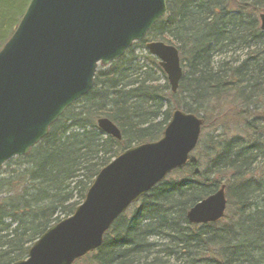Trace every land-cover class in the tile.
<instances>
[{
  "label": "trees",
  "instance_id": "16d2710c",
  "mask_svg": "<svg viewBox=\"0 0 264 264\" xmlns=\"http://www.w3.org/2000/svg\"><path fill=\"white\" fill-rule=\"evenodd\" d=\"M28 2L0 0V49ZM166 5L165 16L145 39L97 70L93 89L26 157L3 166L0 264L26 258L47 229L74 213L111 160L160 139L175 110L202 114L203 128L221 133L202 137L194 150L201 161L189 159L174 178L151 189L114 221L100 248L74 264H264V32L259 26L264 0H166ZM149 40L179 53L182 78L174 94L165 83L167 97L158 93L151 72H162L158 61L145 52L142 57L152 66H142L135 53ZM229 49L241 56L217 59ZM102 118L120 131L119 141L98 129ZM222 186L224 217L189 224V209Z\"/></svg>",
  "mask_w": 264,
  "mask_h": 264
},
{
  "label": "water",
  "instance_id": "95a60500",
  "mask_svg": "<svg viewBox=\"0 0 264 264\" xmlns=\"http://www.w3.org/2000/svg\"><path fill=\"white\" fill-rule=\"evenodd\" d=\"M166 11V0H29L0 50V171L10 159L26 157L64 112L93 89L97 69L144 40ZM259 26L264 32V14ZM145 50L176 93L182 78L178 50L158 41L147 42ZM96 124L105 136L121 139L108 119ZM202 126L201 118L173 111L160 139L113 159L74 213L47 229L26 258L12 264H74L100 248L118 217L187 164ZM225 210L222 186L192 206L186 220L216 223Z\"/></svg>",
  "mask_w": 264,
  "mask_h": 264
},
{
  "label": "rangeland",
  "instance_id": "374dc122",
  "mask_svg": "<svg viewBox=\"0 0 264 264\" xmlns=\"http://www.w3.org/2000/svg\"><path fill=\"white\" fill-rule=\"evenodd\" d=\"M154 42V40L152 41V40H149V42ZM147 43V42H146ZM145 52H146V50H145V48H144V50L143 49H137L136 50V54L139 56V63L142 65V66H145V67H149V66H152L151 64H149L145 59H143V57H142V55H144L145 54ZM147 53V52H146ZM148 54V53H147ZM238 55H240L241 56V53L240 52H235L233 49H229V50H227V51H223V53H221V54H219V57L217 56V59H219V58H222V59H234V58H236V56H238ZM100 68H98V70H99ZM153 74H154V76H155V78L157 79V83L155 84V86H157L158 87V93H159V91L161 92V90H162V92L164 93L163 95L165 96V94H167L168 92H169V89L168 90H166V91H164L167 87L165 86V83L166 84H168V82H167V80H166V77H165V75L162 73V72H158V70L157 69H154V70H152L151 71ZM165 97H167V96H165ZM160 103V98H158V104ZM162 110H165V108H163ZM164 112V111H163ZM202 115V114H201ZM200 115V116H201ZM199 116V117H200ZM200 118H202V117H200ZM213 118V117H212ZM214 121V120H213ZM212 124H213V122H212ZM219 133H221V129L220 128H208V129H204L203 127H202V129H201V135H200V138H199V141H200V139H202V137H208L209 135H216V134H219ZM198 144H199V142H198ZM132 147H134V146H132ZM200 154H199V152L198 153H196V152H193L192 154H191V156H190V160L192 159V161H194V162H197V161H201V159H200ZM7 172H9V171H7L6 170V173ZM4 174H5V172H4ZM174 176H176V175H174V174H170L169 176H168V178L170 177V178H174ZM179 177V176H178ZM167 178V179H168ZM82 203V202H81ZM80 203V204H81ZM71 216V215H70ZM70 216H68V217H70ZM78 261V260H77ZM76 262V261H75ZM170 264H174L173 262H172V260H170Z\"/></svg>",
  "mask_w": 264,
  "mask_h": 264
}]
</instances>
